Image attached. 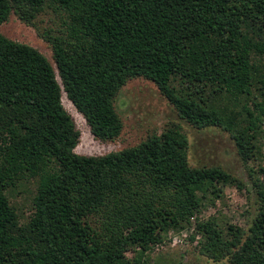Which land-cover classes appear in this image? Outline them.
I'll return each instance as SVG.
<instances>
[{"label": "trees", "instance_id": "trees-1", "mask_svg": "<svg viewBox=\"0 0 264 264\" xmlns=\"http://www.w3.org/2000/svg\"><path fill=\"white\" fill-rule=\"evenodd\" d=\"M46 12L58 27L37 25ZM11 13L50 44L55 68L0 32V264H149L169 230L190 225L224 187H246L220 166L191 165L175 124L79 154L61 97L95 138L112 140L123 126L115 97L143 77L190 125L227 131L243 163L260 158L264 0H0V25ZM248 174L257 210L247 229L196 218L190 238L214 261L264 264V167ZM29 185L22 220L11 198Z\"/></svg>", "mask_w": 264, "mask_h": 264}, {"label": "rangeland", "instance_id": "rangeland-1", "mask_svg": "<svg viewBox=\"0 0 264 264\" xmlns=\"http://www.w3.org/2000/svg\"><path fill=\"white\" fill-rule=\"evenodd\" d=\"M40 27L60 25V19L50 12L42 13L37 18ZM0 32L5 36L37 48L55 68L50 44L39 36L33 26L27 25L11 13L0 25ZM63 106L72 116L80 138L75 152L86 155H103L112 151L138 144L153 132H161L167 126L178 125L188 138V157L193 166H220L234 174L245 183L243 190L235 186L224 187L221 198L214 204H206L200 213L192 217V223L180 230H169L164 240L147 251L149 264H228L226 259L214 261L201 254L195 240L190 238L194 231L196 218L205 220L217 217L220 224L231 223L243 229L250 225L257 210V200L252 187L249 169L260 165L264 167V138L261 139L260 158L243 163L230 134L217 126L197 128L180 118L172 104L160 93L152 80L135 77L126 82L115 97L114 105L122 120L120 134L112 140L95 138L84 117L76 110L65 92L61 97ZM33 186L19 192L11 198L25 220L31 213ZM133 253L128 252L131 256Z\"/></svg>", "mask_w": 264, "mask_h": 264}]
</instances>
